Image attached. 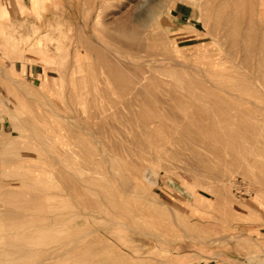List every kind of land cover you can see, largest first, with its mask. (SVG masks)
I'll list each match as a JSON object with an SVG mask.
<instances>
[{
  "label": "bare ground",
  "instance_id": "6f19581e",
  "mask_svg": "<svg viewBox=\"0 0 264 264\" xmlns=\"http://www.w3.org/2000/svg\"><path fill=\"white\" fill-rule=\"evenodd\" d=\"M174 1L177 0H144L138 5L134 15L139 19L147 3L150 5L146 10L149 11L148 14L154 12L156 15L153 16L160 18L156 24L162 23L164 10ZM259 7L264 10V0H200L198 4L201 13L199 19L206 34L213 35L212 29L220 28L217 50L226 55L244 53L242 58L228 57L224 54L213 58L208 49L195 48L193 51L196 53L190 56L194 62H187L182 55L184 50L173 46L163 31L157 30L152 33L154 25L151 24L152 32L150 35L146 34L148 35L146 40H152L161 46L167 54H161L163 55L161 58L158 54L159 57L155 59L157 55L152 56L153 53L149 52L148 56L145 52L149 60L151 56L154 58L151 57L152 59L148 61V57L145 56L147 61L142 58L144 62L141 63L137 58V55H140L139 51L135 54L131 53V50L141 47L137 48V45L144 41L139 40L140 36L145 38V35H139L141 30H138V33L136 30L141 29L142 23H139L140 27L136 25L131 33L126 29V32L130 33L128 35L125 26H121L120 37L130 38L126 40L132 39L138 44L133 45L134 42H131L133 45L131 47V44L128 46V42L126 46L124 43L127 42L122 39L119 48L106 44L102 47L97 44L86 47L89 60L87 81L90 83L87 87L89 91L86 89L89 94L87 100L82 95L84 78L81 81L75 78L71 82H65L63 80L65 75L60 72L59 80L55 81L58 88L51 94L45 88V85L51 82L46 77L47 74L41 76L39 87L32 85L30 87L24 81L13 78L7 69L0 66V76L16 87L23 98L6 106L13 134L6 138L5 143L9 150L5 151L11 157V160L8 158L10 165L22 169L23 175H28L24 176L22 183H18L22 187L20 191L8 189V185L7 190L1 191L3 195L0 194L4 199L6 197L5 208L0 210V221L3 220L6 224L4 230L19 236L18 241L8 240L3 244L5 249L0 251V262L57 264L72 257L73 264H97L91 257V248L104 246L105 241L99 238V234L107 232V227L118 225L125 230L138 229L131 222L136 219H131L132 215L134 217L140 215L133 212L135 207H131V201L146 199L161 204L157 195L155 198L147 194L137 184L142 175H145V171H151L154 151L159 155L169 151L175 156L185 150L187 156L184 162L188 169L183 173L189 179L195 180L192 184L196 186L202 178L205 182H212L213 176L210 175L208 168L214 162L212 159L218 155L216 146L223 144L228 149L226 154L228 157L231 156L228 160L231 170L234 174L243 176V165L238 164L240 161L231 151L247 150L252 139H249V134L253 132L251 137L254 138L256 129L260 128L257 131L261 133L264 130V104L262 106L258 102L264 99V20L263 14L257 15L259 12L263 13ZM97 11L95 17L99 18L101 11L99 9ZM213 13L216 15L215 21L212 19ZM151 17L148 16V19ZM194 31L195 29L191 30V35H195ZM254 40H257L258 46L255 45L257 49H253L256 43ZM250 44L253 45L252 48L249 47ZM24 46L25 53L31 55L35 52L42 64L49 67L58 65L60 69L69 71L68 67L64 66L66 51L61 46L58 47L60 53L55 59H46L44 54L46 47L36 35L27 34L24 37ZM141 48L143 52L144 48ZM252 52L257 56L253 58V63H250L252 59L248 57ZM132 55L136 56V59ZM11 57L21 59V55L11 54ZM248 61L250 64L246 63ZM212 68H218L216 74H213ZM249 68H253L254 71L249 72ZM231 70L234 71L233 74ZM69 75L73 76L74 73L70 71ZM215 76L217 78L226 76L228 81L223 77L225 83H221L220 80L218 82V79H213ZM233 78L235 82H232V85L229 80L233 81ZM226 82L230 84L227 85ZM181 93L185 94L186 98L180 97ZM50 94L59 100L61 106L50 98ZM113 94L122 97L121 101L127 96V101L115 103L110 98ZM102 100L107 103L103 104ZM133 103L136 109L131 105ZM172 103L187 104V107L175 113ZM224 103L229 104L232 114L223 112L221 106H224ZM152 107L159 109L160 115L150 114L149 108ZM253 125L257 127L253 128ZM19 129H24L25 133L28 131V134L15 136ZM15 137L34 143L33 146L36 145L43 153V155L40 153L44 157L43 162L27 160L17 162L16 157L34 159L38 156L18 155ZM252 140L251 143L255 142ZM260 142L261 140L258 143L261 144ZM254 146L260 148L258 144ZM25 147L22 146L20 149ZM26 148L25 150H28L29 147ZM259 148L249 153L246 157L249 161L244 157L247 161L246 168L256 165V157L262 152V148ZM194 171L200 173L202 177L200 181H198L200 176ZM191 172L194 175L190 174ZM223 186L224 184H221L222 188ZM226 197L228 196L225 195L223 198L227 199ZM69 201H74L77 206L84 208L60 207ZM143 205L147 207L146 203ZM14 207L17 209H13ZM144 218L147 219L146 216ZM174 222H178L176 217ZM179 222L176 224L177 227ZM140 228L141 226L138 230ZM143 228L149 230L145 225ZM147 231L145 236L151 233V230L149 233ZM61 232L67 234L65 239L56 237ZM91 233H95L96 236L94 243L80 242V234ZM153 236L156 235L153 233ZM157 237L162 242L166 240L160 235Z\"/></svg>",
  "mask_w": 264,
  "mask_h": 264
},
{
  "label": "rangeland",
  "instance_id": "374dc122",
  "mask_svg": "<svg viewBox=\"0 0 264 264\" xmlns=\"http://www.w3.org/2000/svg\"><path fill=\"white\" fill-rule=\"evenodd\" d=\"M142 1L144 0H90L92 13H77L75 19L76 26H80L82 22H85L86 27L83 30L85 33V37H79L75 39V44L73 45V47H71V50L70 47L68 48L66 46H61V48L65 49L66 51V60L64 66H67L69 71H64L63 68L60 69L58 65L49 67L45 64H42L37 58L36 53L32 52V54H34V57H29L27 59V66L25 67L24 75L21 76V59L18 60L11 57V55L9 54V45L4 43L1 38L0 66L4 67L7 70H12L13 75L11 73L10 75L12 77L14 76L13 78L24 81L30 87H39L41 76L47 74L46 77L51 82L47 83L45 85V88L51 94H53L54 90L58 88V85L57 83H55V81L59 80L60 72L65 75L63 79L65 80V82H71L75 78L81 81V79L84 78L82 95L85 100H87L89 98V94H87L89 89H87V87L90 86V83L87 81V79H89L87 72L89 70V60L86 47L93 46V44H97L102 47L104 46V44H106L110 47L119 48V46L122 45L121 42L123 39L120 37V34L122 36L121 26H125V32L128 30L127 32L130 31L131 33L133 29L140 25V22L142 23V27L139 26L141 29L136 30L137 33L138 30H141V32L139 31V35H145V38L140 36L139 41L144 39V41L142 40L143 43L138 41V44L132 39L130 41L126 40L130 38L123 39L124 42H127L124 43L126 44V46L128 45V42V46H130L131 42H134L133 45H136L137 43V48L138 46H144L142 47L144 49L139 47L138 49H136L137 51L133 48L131 50V53L135 54L139 51L138 54L140 55H137V58H139V60H137L141 63L147 61V58H145V56H147L149 52L151 54L153 53L152 56L157 55V57L155 56V59L159 56V58H161L163 55L167 54L164 49L161 46L157 45L155 42H153L152 40H146L147 36L150 35L152 31H154L152 33H155L157 30L163 31L168 39L171 40L173 46L184 50L182 52V55L184 56V60H186L187 62H194L192 61L190 56L193 53H196L195 51H193L195 48L208 49L209 54L213 58L219 57L220 55L224 54L220 53L217 50V42L219 39L218 35L219 33H221H218V31H220L218 29L220 28L214 26L215 29H212V31H214V36L208 35L206 34V30L199 19L201 16L200 11L198 10V4H200V0H177L176 2H170L168 7L163 12L164 21L159 24L156 23H158V20L160 18L158 16H153L156 15L153 14L154 12L148 14L149 11H146L149 9H147V6H150L149 4L147 5V3H145L146 5H144L145 7H143V9L145 10V14H141V17H143H140L139 19L135 17L134 14H136L138 5ZM7 2H9V0H0V23L5 29L10 25L11 21V14L8 12ZM61 2H63V5H61V18L62 20L64 19L66 21V3L64 2V0H61ZM77 2L82 3L83 0H76V3ZM26 5V1L24 5H18L17 22L19 25H21L24 20L22 6ZM79 5L82 6L84 4ZM84 6L86 8V5ZM97 9L101 11L99 18L95 17L96 12H98ZM258 9L262 10L263 13L259 12L257 15L260 16V14H263L264 20V10L260 7ZM2 11L5 12V17H3ZM150 15L153 18L151 17V19L149 20L148 16ZM212 16H214L212 17V19L213 21H215L216 15L214 14ZM132 20L135 23H133ZM144 21H147V23H145ZM129 22L131 23V25ZM36 23L40 26H44L45 19L41 18L38 21L36 20ZM92 24L93 29L91 28ZM151 24L154 25V29L152 27V31ZM193 29H195V35H191V30L193 31ZM127 32V35L130 34ZM22 33L23 30L21 28L20 34ZM146 34L148 35L146 36ZM213 40L216 42H213ZM255 42V44L253 43V49H257V47L255 46L256 44L258 46L257 40ZM140 43L143 45H140ZM251 44L249 45L250 48L253 47V45ZM133 45L131 47H133ZM140 48L143 52H141ZM68 49L69 53H67ZM254 52H252L251 54L248 53V55L250 54L248 58L252 59L250 63H253V58L255 59L257 56ZM143 53H145L146 55ZM149 54L148 56H150ZM158 54L160 55L158 56ZM243 54L234 53L224 55L233 58H242ZM134 55L132 56L136 59V56ZM151 57L150 60L154 58ZM50 58L54 59V56L51 55ZM142 58H145V60L143 59V61ZM150 60L148 57V61ZM246 63H249V61ZM252 69L253 68H249V72H253L254 70ZM212 70H210V72L212 71L213 74H216V70H218V68H212ZM70 71L74 73L73 76L69 75ZM231 73L233 74L234 71L232 72L231 70ZM228 76L231 75L228 74ZM215 77H213V79H218L217 81L219 82L220 80L221 83H225V81H228L227 78H225L226 76H222V78L224 77V79H226L225 81L224 79L222 80L221 76H218L221 79L217 78V76ZM228 78L231 79L230 77ZM232 80L233 81H229L231 83H234L235 78H233ZM230 82H226V84H230ZM19 94L20 93L18 89H16V87H14L10 82L0 76V142L4 140L0 144V192L7 190L8 187V189L20 191L22 187L21 184L19 185L18 183L23 182V180L25 179L24 176H28L26 174H22V169H17L15 168V166L13 167L12 165H10L11 157L10 155L8 156L9 153L7 154L9 148H7L8 146L5 143L6 138L8 136H12L13 134L10 128L11 119L6 106H8L10 103H15L17 101L19 102L20 100H23V98H21ZM51 94L50 98L54 100L56 104L61 106L59 100L55 99ZM180 97L186 98L185 94L183 93L180 94ZM110 98L115 103H121L123 102V100L124 102L127 101V96H125L121 101L122 97H120L118 94H113V96H110ZM101 102L103 104L107 103V101L105 102V100H102ZM258 102L262 105L264 104V99L258 100ZM131 105L134 109H136L135 103ZM171 106L173 108V112L179 113L181 109L187 107V104L172 103ZM221 107H223L224 110L226 109L225 111L223 110L224 113L228 115L229 113L232 114V110L229 109V104H225L224 106L222 105ZM61 110L64 111L63 108H61ZM149 112L150 114L154 113L156 115H160L161 113V111L156 107L149 108ZM253 126V128L257 127L255 125ZM224 127L226 126L224 125ZM226 129L228 128L226 127ZM19 130H17L15 136L20 134H28V131L27 133H25L24 129L20 131ZM257 130L258 129H256V137H251V135H253V132L249 134V139L252 138L256 142H252V144V139L250 140V145H248L247 147L249 150L247 149L242 151L234 149L231 151L232 153H234V155H236L238 161H240L238 162V164L242 163L240 164V166L243 165V176L234 174L230 166L228 165V160H230L229 158H231V156L228 157V155L226 154L228 152V149L223 144L222 146L217 145L216 147L218 155L212 159L214 160V162L212 163V166H209L208 168L210 175L213 176L212 182H205L200 176V173L198 171H194L197 176H200L199 178L196 176V179H199H197L198 181H200V178H202V181L198 182V185L196 186L192 184V182H194L195 180L189 179L183 173L184 170L188 169L186 163L184 162L185 157L187 156V152L185 150L175 156H172L173 154L171 155L169 151L165 153L163 152V154L161 155H159L157 151L152 152L154 156V164L152 165L153 167L151 171L144 172L145 175H143L145 177L142 175L141 180H139L140 182L138 181L137 184L147 194H151L153 196L157 195L158 198L157 196H155V198H157L161 204H155L146 199H141L142 201H140V199L131 201L130 205L132 208L138 207V209L134 208L133 212H137V214L140 215L143 220H147L149 222L147 223L143 221L140 216H138L140 218L139 219L138 217H134L132 215L131 220L136 219L137 221L133 220L131 222L134 224L135 228L139 229V226H141L140 230H142V232L138 229H136V231H131L125 230L118 225H111L107 227V232H104L103 235L102 233H98L100 236L99 238H101L103 242L105 241L104 243L106 245L104 244V246L106 247L103 246L99 248L98 246H94L93 248H91L90 254L93 260L95 262L97 261V264H264V130H262V133L261 131L258 132L260 128L258 131ZM3 134H5V138L1 136ZM259 135L262 137H260ZM258 136L260 139L258 138ZM258 140H261V144L258 143ZM3 142L5 143V145L2 144ZM15 142L18 145H16L17 149L19 150L17 152L16 149V153H19L18 155L21 154L26 156H38V158L36 157L34 159H23L22 157H16L15 160L17 162H21L24 160L36 163L43 162L44 157L41 156L43 155V153H41L36 145L33 146L34 143H32L30 140L20 138L18 139V137H15ZM20 144L23 147H29L28 150H25L26 147L24 149H20L22 147ZM254 144L260 145V148L258 146L257 148H262V152L261 155H257L256 157V165L254 167L246 168L247 161H245V158L249 156V153H253L257 150L256 146L253 147ZM31 149L33 150L31 151ZM3 150H6L7 152H4ZM26 151H29L30 153H27ZM8 158H10V160ZM147 172H149V174H146ZM190 174H192V172ZM230 180H232L233 182L230 183ZM221 184H224L223 187L225 189L221 187ZM14 185L16 186L14 187ZM0 194L3 195V192H1ZM224 194L228 196L226 197L227 199L223 198L225 197ZM2 195H0V199L2 200H0V210H3L5 208L4 203L6 197L4 199V196ZM221 195L223 197H221ZM146 201L149 204L151 203V206ZM135 202L138 203V205H135ZM143 203H146L147 207L143 205ZM60 207H66L69 209L84 208L83 206H77L74 201H69L65 206ZM13 209H17V207H14ZM133 212L132 214H134ZM144 216H146L147 219L144 218ZM172 217H174V219L176 217L178 222L180 220L181 223L179 222L178 227L176 225L178 222L175 223L176 221L174 222V219ZM137 218L142 221H139ZM164 218L167 220V222L166 220H164ZM138 221L139 223H137ZM164 221L169 225L167 226ZM142 222H145L146 224ZM149 223L151 225H148ZM5 225V221H0V251H3L5 249V246L3 244L6 241L19 240V236L17 234L9 233L8 231L4 230ZM144 225L146 229H149L148 231L151 230L152 234L147 230H143ZM146 225L149 227L147 228ZM179 225L181 227H179ZM154 228L157 229L155 230ZM145 231H147L150 235L147 234V236H145ZM153 233L156 236H153ZM157 235H160L162 239L163 237H165L164 240H166L162 242V240L158 238ZM56 237L58 239H65V237H67V234H63L61 232ZM95 238V233H91L89 235L80 234L79 236V240L81 243L85 241L94 243ZM67 262H69V264H73L74 260L71 257L69 258V260L59 262L57 264H68ZM0 264L10 263L0 262Z\"/></svg>",
  "mask_w": 264,
  "mask_h": 264
},
{
  "label": "crops",
  "instance_id": "0c3cea01",
  "mask_svg": "<svg viewBox=\"0 0 264 264\" xmlns=\"http://www.w3.org/2000/svg\"><path fill=\"white\" fill-rule=\"evenodd\" d=\"M25 1L27 5L22 6L24 20L23 23L19 25L17 22L18 5H24ZM64 2L66 3V21L61 18V5H63L61 0H9V2H7L8 12L11 14V21L6 29L0 23V38L4 43L9 45L10 55H21V76L24 75L27 59L29 57H34V54L27 55L28 53L24 51V37L27 34L36 35V37L42 41V44L46 47L44 48V50L46 49L44 53L46 59H51V55L54 56V59L57 58L59 55V46L70 47L71 50V47L75 44V39L85 37L83 31L86 27L85 22H82L80 26H76L75 19L77 13H92L90 0H83L82 3H76V0H64ZM79 4L86 5V8L84 5H82V7ZM2 12L3 17H5V12ZM41 18L45 19L44 26H40L36 23V20L38 21ZM21 28L23 30L22 34H20ZM91 28L93 29V24ZM67 53H69V49ZM9 71L13 75L12 70Z\"/></svg>",
  "mask_w": 264,
  "mask_h": 264
}]
</instances>
